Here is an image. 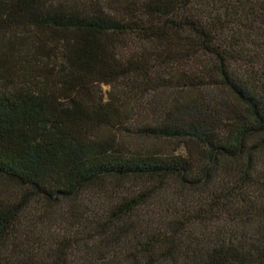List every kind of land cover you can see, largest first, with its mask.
Wrapping results in <instances>:
<instances>
[{
	"label": "trees",
	"instance_id": "1",
	"mask_svg": "<svg viewBox=\"0 0 264 264\" xmlns=\"http://www.w3.org/2000/svg\"><path fill=\"white\" fill-rule=\"evenodd\" d=\"M0 264H264V0H0Z\"/></svg>",
	"mask_w": 264,
	"mask_h": 264
},
{
	"label": "rangeland",
	"instance_id": "2",
	"mask_svg": "<svg viewBox=\"0 0 264 264\" xmlns=\"http://www.w3.org/2000/svg\"><path fill=\"white\" fill-rule=\"evenodd\" d=\"M105 88H106V89H109L108 86H105ZM138 140L143 142V140H141V139H138ZM181 149L184 150V148H181ZM131 185H132V184H131ZM131 185H130V186H131Z\"/></svg>",
	"mask_w": 264,
	"mask_h": 264
}]
</instances>
